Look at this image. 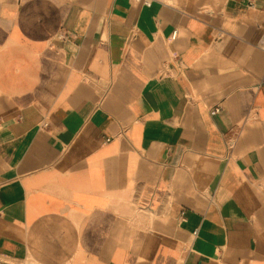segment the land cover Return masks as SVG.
Segmentation results:
<instances>
[{
	"label": "crops",
	"instance_id": "crops-1",
	"mask_svg": "<svg viewBox=\"0 0 264 264\" xmlns=\"http://www.w3.org/2000/svg\"><path fill=\"white\" fill-rule=\"evenodd\" d=\"M146 2L0 0V264H264V0Z\"/></svg>",
	"mask_w": 264,
	"mask_h": 264
},
{
	"label": "built area",
	"instance_id": "built-area-1",
	"mask_svg": "<svg viewBox=\"0 0 264 264\" xmlns=\"http://www.w3.org/2000/svg\"><path fill=\"white\" fill-rule=\"evenodd\" d=\"M151 3H152V0H147V2H146L147 6L151 5ZM176 37H177V32H174L172 38L175 39ZM217 112H218V110H216L214 112V114Z\"/></svg>",
	"mask_w": 264,
	"mask_h": 264
}]
</instances>
